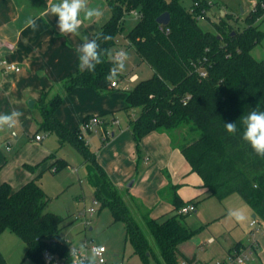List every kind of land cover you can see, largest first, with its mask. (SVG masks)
Instances as JSON below:
<instances>
[{"label":"trees","instance_id":"16d2710c","mask_svg":"<svg viewBox=\"0 0 264 264\" xmlns=\"http://www.w3.org/2000/svg\"><path fill=\"white\" fill-rule=\"evenodd\" d=\"M106 1L110 16L89 38L97 33L110 35L111 40L100 43L102 48L111 50L116 45L115 37L124 14L134 10L137 20L125 38L153 71L150 77L138 79L126 95L124 110L137 152L141 151L140 142L148 133H167L171 145L179 149L192 171L202 179L205 189L200 195L223 201L237 193L249 205L257 222L264 223V158L256 155L241 138L240 121L241 116L258 104L264 111V60L256 59L251 53L264 39V30L255 24L264 17V10L257 7L249 11L244 18L246 25L241 29L229 25L225 16L220 17L213 32L202 29L198 23V17L210 8L212 0H194L191 9L180 0ZM165 11L169 12L170 20L162 25L156 18ZM103 59L94 72L78 70L62 82L59 92L47 101L42 97L38 130L54 133L60 145L70 143L92 165L94 200L110 209L114 221L124 223L125 241L143 264H150L152 258L157 264L194 260L185 257L179 249V244L189 239L194 230L184 224L186 214L177 210L189 202L196 204L199 196L184 200L175 189L171 196L174 213L163 219L150 216L149 210L128 197L131 207L124 192L113 184L98 162L80 128L69 129L56 116L63 96L76 87H91L98 94L117 90L111 86L116 78L106 79L113 62L108 56ZM133 108H140L135 116L129 113ZM109 113L96 115L103 118L104 131L115 119L109 118ZM225 122H236L239 132L228 134ZM68 165L66 160L55 158L14 191L7 182L0 183V233L9 229L17 234L26 244L24 258L37 264H45V253L61 264H73L72 245L61 236L65 217L45 210L49 198L38 182L45 170L57 173ZM25 166L34 171L39 164ZM254 183L259 188H253ZM136 215L150 232L157 252ZM0 264H9L1 251Z\"/></svg>","mask_w":264,"mask_h":264},{"label":"rangeland","instance_id":"374dc122","mask_svg":"<svg viewBox=\"0 0 264 264\" xmlns=\"http://www.w3.org/2000/svg\"><path fill=\"white\" fill-rule=\"evenodd\" d=\"M90 1V7H100L103 10L104 14L98 19V22L104 23L110 16L107 1ZM180 1L188 9H191L194 3V0ZM243 10L245 11V14L241 13ZM248 10V0H212L210 8L205 11L204 15L198 17V23L202 29L215 32L214 23L219 21V16L223 17V15H221L222 12H226L231 15L230 17L225 16L229 25L235 29H241L246 25L244 16H246ZM136 20V15L131 12H126L124 14L122 27L115 37L116 45L112 47L111 51L115 53L116 50L123 49L129 53V57L126 61L125 71L116 78L120 88L110 93L99 94L102 99L115 94L123 93L127 95V88L129 89L134 85V82L131 81L132 75L137 74L139 79H146L153 73L152 69L140 60L135 49L128 45L125 38L126 33L135 24ZM255 24L258 25L260 30H264V21L256 20ZM251 53L256 59L264 60V39L254 46ZM125 105H127L126 99L124 107ZM106 106H109V104L102 102L101 108ZM102 111L104 110H100L99 108L98 112L91 116L105 114ZM139 111L140 108H133L129 113H131L132 116H135ZM107 116L109 118L114 116L118 120V123H115L116 125H114L115 129L119 130V128H127L128 116L124 108L119 107L117 110H114L112 114H107ZM79 128L83 137L88 140L90 148L93 151H102L105 148L106 141L111 139V129H107L109 137L108 139H104L105 133L101 127L89 131L80 126ZM37 133L43 137L41 142H37L35 139L28 137L24 142H11V144H8L11 151L5 152L3 150V152L5 153L6 158L9 159L12 154L27 147L29 152L24 154L23 157H31L34 158L32 160L35 161L36 159L41 158H35L38 154L34 153L39 148H47L48 153H53L55 157H48V159L43 162L45 164L42 168H45L55 158H62L69 163L67 167L61 169L57 173H54L51 170H46L39 177L40 185L43 187L49 198L45 210L65 217L61 236L72 246H78L81 243H84L88 249L93 245L105 246V257L111 264H117L119 262H122L123 264H143L141 258L133 253L131 244L128 241H125L124 223L122 221H114L110 209L108 207H101L100 202L94 200V169L92 165L85 161L82 155L70 143L64 142L60 145L54 133L46 132L43 129L38 130V128ZM33 143H36L39 146L33 145ZM3 147H5V145H3ZM143 148L144 146L141 141L140 150ZM176 152L182 159L183 164H186L187 162H185L182 153L180 151ZM104 153L105 156L108 155V152L105 151ZM136 153L139 162L141 151L137 152L136 148ZM15 164L16 162L12 161L7 167H2L0 170V178L3 179V177H9ZM21 166L26 168L25 165L21 164ZM177 166L180 167V164H177ZM183 166L185 167V165ZM169 171V168H165V166L158 170L159 175L166 180H170ZM136 176L137 179L141 178L140 167L138 170L136 168L135 175L130 177L124 184L125 187L122 191L125 194L124 196L126 197L127 202H129L128 197L133 198L140 206L149 210L150 216H159L160 219H163L166 215L173 214L174 212L171 209V203L168 200H157V189L154 188L153 192H151L152 187L149 182L146 181L148 178L143 177V179H145L144 183L138 185V180L134 183L132 182L133 177ZM193 176L199 178L196 172L188 169L187 175L182 184H174V181L171 182L170 180L169 185L163 191H160V195L164 193L171 197L176 188L177 190L184 187L197 188L195 182H190V180L193 179ZM196 200L197 203L195 204V210L186 214L183 220L186 226L194 230V233L189 239L179 244V249L182 250L180 251L187 258H192L194 255H197L200 261L224 260L227 257H225L226 251L224 245L230 243L232 238L241 239L245 245H249L255 238V234L257 233L256 228H264V223H258V225L251 228V232L248 225V222L253 219L251 216V209L237 193L227 196L223 201L218 200L214 196L202 195H199ZM130 206L132 207L131 203ZM91 207L94 208L92 214L89 213ZM233 209H243L246 213L247 219L242 223L237 222L229 215V212ZM132 210L135 212L134 208H132ZM137 217L138 222L141 224L147 237L152 241L154 249L157 252V247L150 232L144 226L143 220L139 218V216ZM210 237L215 238L213 242H209ZM0 247L9 264H37L29 258H24L26 244L17 234L9 229H4L0 233ZM44 259L45 264H51L47 261L45 256ZM55 260H57V258ZM150 264H157V260L152 258Z\"/></svg>","mask_w":264,"mask_h":264},{"label":"crops","instance_id":"0c3cea01","mask_svg":"<svg viewBox=\"0 0 264 264\" xmlns=\"http://www.w3.org/2000/svg\"><path fill=\"white\" fill-rule=\"evenodd\" d=\"M250 1L248 0L249 10L246 16L250 11ZM90 2L88 0L89 6ZM55 3H59V0H0V37L4 41V46L0 48V58L20 66L17 71L4 70L0 66V113H10L12 110L23 113L15 129L0 132V170L2 167H7L12 161L16 162L15 169H12L9 177L0 178V183L7 182L12 191L32 179L37 172L45 169L54 160L42 168L45 164L43 162L52 154L48 153L47 148H39L34 153L38 154L35 158H41L35 161L31 157H23L29 152L27 147L12 154L9 159L6 158L3 150L5 152L11 151L8 146L11 142H24L28 137L35 139L34 136L38 134L37 128L41 121L39 105L42 97L45 96V101H47L61 90L62 82L70 74L79 70L75 49L83 43L85 36L90 37L103 25V23L98 22V19H85L78 35L61 36L57 28L58 17L46 14L47 8ZM241 13L245 14V11L243 10ZM221 15L231 16L230 13L226 12H222ZM29 17H39L37 20L38 30L33 31L31 28H25V22ZM259 21H264V17H261ZM134 75L131 81L135 84L139 78L137 74ZM115 88H120L118 82ZM124 95L123 93L115 94L102 99L91 87H76L63 96L55 113L58 119L69 129L79 128L83 120L96 114L99 108L104 110L102 111L104 113L113 112L119 107L124 108L126 99V95L125 97ZM102 102L108 103L109 106L101 108ZM114 125L116 124L110 123L106 127V129H111V139L106 141L105 148L100 152L94 150L98 162L103 164L101 165L109 178L112 179L113 184L122 191L127 180L134 176L136 168L138 170L140 167L141 178L133 177L132 182L138 180L137 184L141 185L145 181L143 177H147L146 181L152 187L151 192L154 188L157 189L156 199L168 200L171 203V197L164 193L160 195V191L169 185L170 180L171 182L174 181V184H182L188 169L191 171L192 169L186 159L185 162L187 163L183 164L176 152L179 149L172 147L169 135L159 131H152L145 135L141 140L144 148L141 150L140 161L138 162L135 142L128 123L126 129L119 128L117 130ZM42 138L41 136L39 140H35L41 142ZM33 145L39 146L36 143ZM104 150L108 152V155H104ZM21 164H39V166L32 171L27 167L23 168L24 166L22 167ZM177 164H180V167ZM163 166L169 168L170 180L159 175L158 170ZM190 182H195L197 188L184 187L178 190L176 188L177 194L184 200L199 196L205 189L200 176L199 178L193 176ZM172 207L171 204V209ZM251 216L255 219L253 213ZM250 222L251 220L248 225L252 232L251 228L258 225V222L256 220L254 225H251ZM256 229L255 238L249 245H245L241 239L236 238H232L230 243L225 244V257L236 252L238 246L239 250L245 251L250 256L248 264H264V228L257 227ZM214 239V237H210L209 242H213ZM0 251L3 254L1 247ZM192 258L200 260L197 255Z\"/></svg>","mask_w":264,"mask_h":264},{"label":"clouds","instance_id":"9594fccd","mask_svg":"<svg viewBox=\"0 0 264 264\" xmlns=\"http://www.w3.org/2000/svg\"><path fill=\"white\" fill-rule=\"evenodd\" d=\"M46 14L58 17L57 28L61 36L78 35L85 19H99L103 16L100 7H90L88 0H59V3L52 4L47 8ZM39 17H29L25 22V28L38 30L37 20ZM112 37L103 33H97L94 37L85 36L83 43L75 49L78 57V69L81 72H94L96 67L104 62V57L108 56L113 62V67L106 76L107 80L117 78L125 71L126 61L129 53L123 49L113 53L110 49L102 48L101 41H109ZM20 111L12 110L10 113H0V132L12 130L17 127ZM243 126L241 138L246 141L252 150L261 158H264V111L259 104L255 109L248 111L246 115L240 117ZM224 128L228 134L236 135L239 132L236 122H225ZM259 188L258 183L252 185ZM229 215L237 222H244L247 219L243 209H233ZM104 249L100 246L88 249L84 243L73 246L70 249V256L78 259V264H103L101 259Z\"/></svg>","mask_w":264,"mask_h":264},{"label":"built area","instance_id":"2783aa9c","mask_svg":"<svg viewBox=\"0 0 264 264\" xmlns=\"http://www.w3.org/2000/svg\"><path fill=\"white\" fill-rule=\"evenodd\" d=\"M257 7H260L262 10H264V0H251L250 1V11H254ZM131 13L135 14L136 15V12L134 10L130 11ZM4 46V41L3 39L0 37V48ZM0 66L4 69V70H19L20 69V66L16 63H13V62H8L6 61L4 58H0ZM203 74H205L203 72ZM133 76L135 75H132L131 76V79L133 78ZM111 86L112 87H117V80H114L112 83H111ZM104 123V120L102 117L100 116H91L89 118H87L86 120H84L81 124V127L85 130H92L94 128H97V127H101L102 128V125ZM112 123H118V120L117 119H114L112 121ZM105 133V137L106 136H109V132L108 130L104 131ZM34 138L36 140H39L41 138V136L39 134H36L34 136ZM195 210V204L194 203H186L184 205H182L180 208H178L177 212L180 213V214H188L192 211ZM94 212V208L91 207L90 210H89V213L92 214ZM256 223V220L255 219H252L250 224L251 225H254ZM100 247H102L104 249L103 253H102V256H101V259L103 261V264H111L108 262V260L106 259L105 257V253H106V247L103 246V245H98ZM73 247V246H72ZM93 247H97L96 245H93L91 248ZM90 248V249H91ZM45 258L47 259V261H49L51 264H61L60 261L58 260H55L52 255H49L48 253H45L44 254ZM249 262V255L248 253H246L245 251L243 250H240L238 252H234L232 254H229L226 259L224 260H220V261H200V260H197V259H194V260H182L180 262V264H248ZM73 263H78V259L77 258H73ZM117 264H123L122 262H119Z\"/></svg>","mask_w":264,"mask_h":264},{"label":"water","instance_id":"95a60500","mask_svg":"<svg viewBox=\"0 0 264 264\" xmlns=\"http://www.w3.org/2000/svg\"><path fill=\"white\" fill-rule=\"evenodd\" d=\"M170 20V14L168 11H165L163 13H161L159 16H157L156 18V21L159 23V24H162V25H166L168 24ZM253 217H255V214H253Z\"/></svg>","mask_w":264,"mask_h":264}]
</instances>
